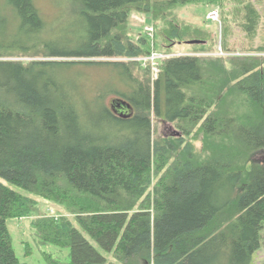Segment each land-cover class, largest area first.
Listing matches in <instances>:
<instances>
[{
  "label": "trees",
  "instance_id": "obj_1",
  "mask_svg": "<svg viewBox=\"0 0 264 264\" xmlns=\"http://www.w3.org/2000/svg\"><path fill=\"white\" fill-rule=\"evenodd\" d=\"M200 4L221 11L222 40L231 15L257 34L261 14L249 0H60L76 33L53 28L36 0L0 3V264H27L9 219H29L42 245L70 248L69 264H255L264 47L205 55L211 35L177 14ZM135 14L154 26V49L173 55L155 82L131 60L151 52L132 34ZM195 40L205 43L187 44ZM94 70L109 76L95 93ZM154 116L181 137L154 140ZM194 131L204 160L185 145Z\"/></svg>",
  "mask_w": 264,
  "mask_h": 264
},
{
  "label": "rangeland",
  "instance_id": "obj_2",
  "mask_svg": "<svg viewBox=\"0 0 264 264\" xmlns=\"http://www.w3.org/2000/svg\"><path fill=\"white\" fill-rule=\"evenodd\" d=\"M5 0H0L4 2ZM251 3L255 5L258 11L261 14L260 26L258 28L257 34L255 37H249L246 33L243 32V28L240 26L242 24L241 18H234V15H231L232 20H230L229 24V32L227 36H224V40H222V26L224 27L223 20L221 18V11L217 8H213L205 5H189L185 8L178 10L177 14L180 20H183L187 23H192L197 26H202L205 28L207 34L211 35L209 41L213 42L215 45L208 51H212L213 53H208L205 55H210L214 57H228V56H256V54L251 53L250 50H255L256 48L264 47V0H249ZM60 0H36L37 5L44 13V17L46 20L52 24V27L55 29H59L61 31H70L73 30L74 33L78 32L80 26L78 23H75L71 20L63 21V13L64 8L58 3ZM217 11L220 15L219 22H213L208 19V16L211 12ZM237 15V14H236ZM238 19V20H237ZM144 21V22H143ZM148 24V20L146 16L141 15H133L131 17V31L135 37H144L148 40V48L152 50L154 48V43L148 39L145 31V27ZM79 26V27H78ZM204 42V41H203ZM224 45L230 49V52H226L224 49ZM196 46V45H195ZM215 47V48H214ZM222 49V51H220ZM177 51L185 50L184 47L176 48ZM195 50V48L193 49ZM191 52V53H189ZM189 55H192L196 52L188 51ZM183 54V53H182ZM197 54V53H196ZM224 54V56H223ZM188 55V54H185ZM134 58H132L133 60ZM15 60L28 62L31 58H16ZM104 61L103 59H100ZM124 60V59H118ZM79 68V67H75ZM91 79L93 82L95 81L98 84H95V88L93 87L94 93L97 92L98 87L104 83H107V79L109 78L107 72H96L92 71ZM95 78V80H94ZM112 98L110 97L108 100L110 101ZM108 101V103H109ZM153 138L154 140L158 139H177L180 138L181 135L176 130V125L174 123H167L162 121L155 116L153 117ZM196 131H194L191 137L185 138V145L191 142L194 145L195 151L202 156L204 160L207 157V153L204 152V142L203 135H199L196 139L195 137ZM184 145V146H185ZM263 156H259L256 161L262 160ZM0 181L5 183L1 178ZM43 205V212H47L48 209L51 210V205ZM8 230L12 236L13 248L15 250L17 258L24 263L27 264H47L44 253L51 254L54 259L58 260L61 264H69L71 261V249L70 248H59L54 245H42L38 238L35 236L32 231L31 221L29 219L18 220V219H9L7 221ZM28 248H30V253L28 254ZM255 264H264V229L262 232V248L254 257Z\"/></svg>",
  "mask_w": 264,
  "mask_h": 264
},
{
  "label": "built area",
  "instance_id": "obj_3",
  "mask_svg": "<svg viewBox=\"0 0 264 264\" xmlns=\"http://www.w3.org/2000/svg\"><path fill=\"white\" fill-rule=\"evenodd\" d=\"M208 19L213 22H219L220 15L217 11H213L209 14ZM144 22V21H143ZM146 35L148 39L154 43L155 40V28L152 25H146L145 27ZM222 51V49L220 50ZM173 55H167L162 52L156 51L154 48L151 50L150 54L146 57L134 58L132 61L138 62L143 68H150L152 80L155 82L160 75V64L163 60L172 57ZM224 56V54H223Z\"/></svg>",
  "mask_w": 264,
  "mask_h": 264
},
{
  "label": "water",
  "instance_id": "obj_4",
  "mask_svg": "<svg viewBox=\"0 0 264 264\" xmlns=\"http://www.w3.org/2000/svg\"><path fill=\"white\" fill-rule=\"evenodd\" d=\"M204 43L205 42H203V41L195 40V41H190L187 44H189V45H200V44H204ZM128 107L131 108V106H128Z\"/></svg>",
  "mask_w": 264,
  "mask_h": 264
},
{
  "label": "flooded vegetation",
  "instance_id": "obj_5",
  "mask_svg": "<svg viewBox=\"0 0 264 264\" xmlns=\"http://www.w3.org/2000/svg\"><path fill=\"white\" fill-rule=\"evenodd\" d=\"M125 110V109H124ZM126 111L128 112V114H130V112L132 111V110H129V109H126ZM132 114V113H131Z\"/></svg>",
  "mask_w": 264,
  "mask_h": 264
}]
</instances>
